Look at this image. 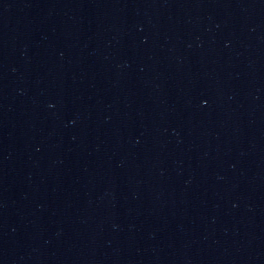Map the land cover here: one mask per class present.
Returning a JSON list of instances; mask_svg holds the SVG:
<instances>
[{
    "label": "water",
    "instance_id": "95a60500",
    "mask_svg": "<svg viewBox=\"0 0 264 264\" xmlns=\"http://www.w3.org/2000/svg\"><path fill=\"white\" fill-rule=\"evenodd\" d=\"M0 264H264V0H0Z\"/></svg>",
    "mask_w": 264,
    "mask_h": 264
}]
</instances>
